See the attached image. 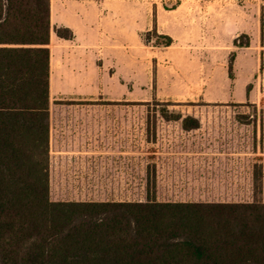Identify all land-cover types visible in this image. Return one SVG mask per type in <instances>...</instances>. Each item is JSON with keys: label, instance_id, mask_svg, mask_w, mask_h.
Masks as SVG:
<instances>
[{"label": "rangeland", "instance_id": "rangeland-1", "mask_svg": "<svg viewBox=\"0 0 264 264\" xmlns=\"http://www.w3.org/2000/svg\"><path fill=\"white\" fill-rule=\"evenodd\" d=\"M89 58L105 91L107 184L51 199L264 201V0H107ZM156 34H169L170 45ZM242 34H247V37ZM249 41L248 45H235ZM53 104L69 103L63 97ZM192 115L184 129L161 108Z\"/></svg>", "mask_w": 264, "mask_h": 264}, {"label": "trees", "instance_id": "trees-1", "mask_svg": "<svg viewBox=\"0 0 264 264\" xmlns=\"http://www.w3.org/2000/svg\"><path fill=\"white\" fill-rule=\"evenodd\" d=\"M49 11L0 0V264H264V201L51 199Z\"/></svg>", "mask_w": 264, "mask_h": 264}, {"label": "crops", "instance_id": "crops-1", "mask_svg": "<svg viewBox=\"0 0 264 264\" xmlns=\"http://www.w3.org/2000/svg\"><path fill=\"white\" fill-rule=\"evenodd\" d=\"M50 1V194L102 192L107 184L106 112L131 106L89 104L105 91V78L89 58L106 27L107 0ZM71 36H60L59 29ZM63 97L69 103L53 104ZM102 200V199H61ZM123 200V199H121Z\"/></svg>", "mask_w": 264, "mask_h": 264}]
</instances>
